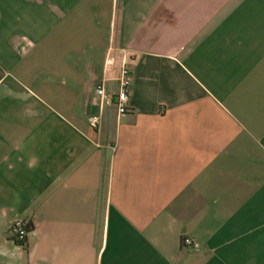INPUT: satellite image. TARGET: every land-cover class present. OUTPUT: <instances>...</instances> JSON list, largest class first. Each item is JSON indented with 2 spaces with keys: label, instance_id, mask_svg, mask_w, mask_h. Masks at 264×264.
I'll list each match as a JSON object with an SVG mask.
<instances>
[{
  "label": "crops",
  "instance_id": "0c3cea01",
  "mask_svg": "<svg viewBox=\"0 0 264 264\" xmlns=\"http://www.w3.org/2000/svg\"><path fill=\"white\" fill-rule=\"evenodd\" d=\"M0 264H264V0H0Z\"/></svg>",
  "mask_w": 264,
  "mask_h": 264
},
{
  "label": "built area",
  "instance_id": "2783aa9c",
  "mask_svg": "<svg viewBox=\"0 0 264 264\" xmlns=\"http://www.w3.org/2000/svg\"><path fill=\"white\" fill-rule=\"evenodd\" d=\"M130 86V72L128 68L123 66L120 70L118 78V90L116 93H108L104 84L98 83L94 89L95 100L100 108L113 105L118 116H123L128 112L127 99ZM100 122L99 116H90L87 118V136L91 137L98 128ZM26 222L23 220L14 221L9 229H13L10 235H19L20 238L28 237L30 231L25 230ZM182 247L188 249L190 252H197L199 245L193 239L183 238Z\"/></svg>",
  "mask_w": 264,
  "mask_h": 264
},
{
  "label": "trees",
  "instance_id": "16d2710c",
  "mask_svg": "<svg viewBox=\"0 0 264 264\" xmlns=\"http://www.w3.org/2000/svg\"><path fill=\"white\" fill-rule=\"evenodd\" d=\"M25 230L26 231H30L31 230V226L27 223L26 226H25ZM13 232V229H9V234ZM11 236V239L15 242V244H17L18 246H21V247H25L26 246V243H27V240L26 238H20L19 235H10Z\"/></svg>",
  "mask_w": 264,
  "mask_h": 264
}]
</instances>
